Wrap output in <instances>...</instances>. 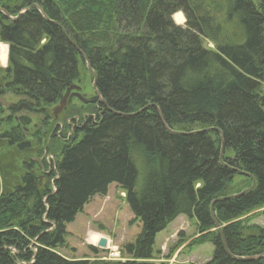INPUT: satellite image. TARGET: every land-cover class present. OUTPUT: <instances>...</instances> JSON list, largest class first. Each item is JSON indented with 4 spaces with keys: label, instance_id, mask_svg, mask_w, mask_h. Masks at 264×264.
Masks as SVG:
<instances>
[{
    "label": "trees",
    "instance_id": "obj_1",
    "mask_svg": "<svg viewBox=\"0 0 264 264\" xmlns=\"http://www.w3.org/2000/svg\"><path fill=\"white\" fill-rule=\"evenodd\" d=\"M0 8L13 18L29 9L15 22L0 12L9 47L0 69V264H156L157 237L180 216L197 226L190 247H214L206 264H264L229 257L211 214L214 204L232 255H264V229L246 222L264 209V0H0ZM179 12L184 27L173 21ZM81 62L105 105L96 97L88 117L65 123L61 136L54 128L62 147H53L51 171L34 153L45 155L42 139L56 124L49 109L82 82ZM9 92L19 101L5 114ZM37 113L52 124L33 140ZM234 169L256 185L219 201L253 185ZM113 184L141 234L119 261L98 259L94 247L93 259L61 255L67 225Z\"/></svg>",
    "mask_w": 264,
    "mask_h": 264
},
{
    "label": "rangeland",
    "instance_id": "obj_2",
    "mask_svg": "<svg viewBox=\"0 0 264 264\" xmlns=\"http://www.w3.org/2000/svg\"><path fill=\"white\" fill-rule=\"evenodd\" d=\"M24 14V13H23ZM173 21L176 25L185 26L186 20L183 13L179 12L173 17ZM3 46V47H1ZM203 46L208 50H215L216 47L213 43L204 40ZM3 52V56L8 55V46L0 44V50ZM88 68V67H87ZM81 83H77L82 88V95L87 100H94L96 94L93 89V76L86 69V65L81 62ZM19 100L12 94L6 93L4 98L1 99V106L4 113L7 114V109L10 105L16 104ZM91 105L83 104L77 99L71 100L68 108L62 113L57 120H55V126L52 124L53 132L42 139L43 148L45 149V155L39 158L38 152L34 153L35 158L41 162L44 160L48 170L54 171L55 165L52 163L54 158L53 149L56 147L57 151L62 147L61 142H56L53 138L54 128H61L58 131L59 136L63 134V129L66 127L65 123H72L71 120L75 117L80 119L82 116H89L93 107ZM55 107V106H54ZM53 107V108H54ZM53 108L49 111L52 115ZM48 114V113H47ZM46 114V115H47ZM26 113H22L14 116L19 119L24 117ZM2 114H0L1 118ZM43 116L40 113L31 116V137L33 140H37L39 133L42 132V138L46 136L47 129L43 127ZM73 127V125L71 124ZM71 126L66 128L64 132L65 136H71ZM41 129V130H40ZM40 130V131H39ZM52 131V130H51ZM35 136V137H34ZM30 137V138H31ZM30 139V140H32ZM67 144L68 140L65 139ZM63 140V141H65ZM52 145H50L51 143ZM63 143V142H62ZM54 147V148H53ZM233 157V154L228 152L227 154ZM47 171V170H45ZM44 172V171H43ZM44 177V173L40 174V178ZM241 182V179L236 178V183ZM142 186V180H139V188ZM199 186V185H198ZM246 222L250 226H257L264 229V209L257 211L247 217ZM142 226L140 222L135 219L132 214L128 203L126 201V192L123 191L118 185H111L109 192L105 197H95L87 204L83 211L76 217L74 223L67 225V238L66 245L58 252L68 259L83 260L85 258H95L94 254L90 251V247L97 249V258L119 261L122 259L121 250L128 243L134 242V240L141 234ZM198 235L197 226L194 220H189L187 217H178L174 223H172L165 231L158 235L156 240V249L161 252L158 256L156 264H206L212 260L214 254V247L211 244H205L203 246L190 247L189 243ZM99 238H105L107 240L108 248L101 249L97 246Z\"/></svg>",
    "mask_w": 264,
    "mask_h": 264
},
{
    "label": "water",
    "instance_id": "obj_3",
    "mask_svg": "<svg viewBox=\"0 0 264 264\" xmlns=\"http://www.w3.org/2000/svg\"><path fill=\"white\" fill-rule=\"evenodd\" d=\"M38 9V7L36 5H33L31 6L29 9ZM29 9H26L24 10L23 12H21L16 18H13V17H10L9 14L2 8H0V12L3 13L10 21H17L19 19V17L27 12ZM45 17V16H44ZM45 19H47L45 17ZM87 67L89 69V71L92 73L93 77H94V80H93V89L95 91V94H96V97L99 98V100L101 101V103H103L105 105V102L104 100L101 98L99 92L97 91V88H96V83H97V75L95 74L94 71H92L91 69V66L89 64V62H87ZM81 91H82V88L78 85H73L71 86L70 88L67 89L65 95L62 97V99L60 100L59 104H57L53 110H52V114L54 115V118L55 119H58L59 115L62 114L64 112V110L66 109L67 105H68V101H69V98H73V97H76L78 98L80 101H82L83 103H87V100L85 98H83L81 96ZM214 129H208V130H204L202 132H208V131H213ZM224 156V145L222 144V147H221V154H220V161H222V158ZM227 166V165H226ZM229 167V166H227ZM235 173L237 174H240V175H243V176H246V177H249L250 179H252V182H253V185L251 188L243 191L242 193L238 194V195H234V196H231L229 198H221L219 199V201H223L225 199H231V198H237V197H240L242 195H244L245 193H247L248 191L252 190L255 185H256V182L254 180V178L251 176V175H248L244 172H241L237 169H234ZM214 204L211 206V214H212V218H213V223L214 225L216 226V228L219 230V233H220V236H221V239H222V242H223V246L226 250V253L229 255V257H231L232 259L234 260H237V261H248V260H253V261H256V260H259V259H262L264 258V255H261V256H256V257H246V258H242V257H237V256H234L232 255L229 251H228V247H227V243L225 241V238H224V235H223V232H222V228L220 227L219 223L217 222L216 218H215V215H214ZM107 240L105 238H101L100 241L98 242L97 246L101 249H107Z\"/></svg>",
    "mask_w": 264,
    "mask_h": 264
},
{
    "label": "crops",
    "instance_id": "obj_4",
    "mask_svg": "<svg viewBox=\"0 0 264 264\" xmlns=\"http://www.w3.org/2000/svg\"><path fill=\"white\" fill-rule=\"evenodd\" d=\"M5 46H8V45L5 44ZM1 47H3V46H1ZM8 49H9V47H8ZM2 50H3V48L0 50V69H6L9 65L8 55H6V57H4L3 52H1ZM8 52H9V50H8ZM180 217H182V216H180Z\"/></svg>",
    "mask_w": 264,
    "mask_h": 264
},
{
    "label": "flooded vegetation",
    "instance_id": "obj_5",
    "mask_svg": "<svg viewBox=\"0 0 264 264\" xmlns=\"http://www.w3.org/2000/svg\"><path fill=\"white\" fill-rule=\"evenodd\" d=\"M81 96L83 97L84 95H82V91H81ZM83 98H85V97H83ZM73 99H77V100H79L78 98H76V97H73V98H69V101H68V105H69V103L71 102V100H73ZM86 99V98H85ZM87 100V99H86ZM80 101V100H79ZM96 100L94 99V100H87V103L86 104H88V105H94L96 102H95ZM80 102H82V101H80ZM83 103V102H82ZM83 104H85V103H83ZM68 105H67V107H66V109L68 108ZM66 109L64 110V111H66ZM64 113V112H63ZM61 115V114H60ZM59 115V116H60ZM57 120V119H56Z\"/></svg>",
    "mask_w": 264,
    "mask_h": 264
}]
</instances>
